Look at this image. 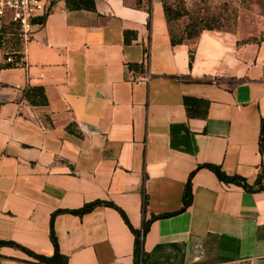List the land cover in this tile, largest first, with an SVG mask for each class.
Returning a JSON list of instances; mask_svg holds the SVG:
<instances>
[{"label": "crops", "instance_id": "obj_1", "mask_svg": "<svg viewBox=\"0 0 264 264\" xmlns=\"http://www.w3.org/2000/svg\"><path fill=\"white\" fill-rule=\"evenodd\" d=\"M93 2L94 12L70 11L57 0L42 24L33 20L24 66L5 68L0 55V241L51 257L52 214L100 201L127 223L109 206L57 214L60 255L66 264H134L143 197L146 220L176 212L193 173L190 206L150 224L143 264H264V190L255 185L264 41L237 45L239 32L203 31L171 47L159 0L149 12L136 0ZM144 72L148 82H132ZM26 87L41 88L47 104L30 105ZM184 98L206 102L205 117L203 108L188 116ZM0 264L36 263L4 246Z\"/></svg>", "mask_w": 264, "mask_h": 264}, {"label": "trees", "instance_id": "obj_2", "mask_svg": "<svg viewBox=\"0 0 264 264\" xmlns=\"http://www.w3.org/2000/svg\"><path fill=\"white\" fill-rule=\"evenodd\" d=\"M63 3V6L67 10H87V11H95L94 7V2L93 0H60ZM163 15H164V20L168 28V34H169V42L170 46L174 47L176 45H181L183 43H189L193 44L194 41L199 37L200 33L203 31H214V32H221V33H229L234 35L236 32L233 30L232 32H227V31H222V24L219 19L217 22V25L211 26L207 22H198L196 18L190 17L188 18L187 23L185 26H183L181 32L182 34H178L174 31L173 28L170 27V25L174 22H177L181 20L183 17L186 16V13L179 11V9L172 8V6L169 4L168 0H159ZM55 6V2L51 3L49 6L46 7V10L44 14L37 20V23L42 24L44 21V18L53 10V7ZM136 6L138 8L143 7L147 12H149V0H136ZM36 22V21H33ZM148 28L150 27V22L148 21L147 24ZM180 31V30H179ZM128 32L124 33V41L125 43H128L129 41L127 40ZM264 38L262 36V33L260 34V38H247L245 40H240L236 42L237 45H244V44H259L260 42H263ZM21 46L20 42V30L17 26V24L11 22L10 25H2L0 28V55L4 59V66L5 68H13L16 67L17 64L23 63L22 62V55L20 53L21 49H17L15 47ZM9 46L11 48L9 49ZM10 56L11 57V62L7 63L5 62V59ZM193 57V51H189V62L188 66H191V61ZM129 69L131 70H136L138 67L136 65H129ZM179 81H184V82H189V83H196L200 82L199 80H194L190 78L189 76H179L176 77ZM243 80H239V82H242ZM22 98L25 99L30 105L32 106H45L47 104L46 98L44 96V92L41 88L37 87H26L23 92H22ZM184 106L186 108V112L188 116H194L195 114L192 113L195 108H203V115L201 117H205L206 109H207V104L204 101L193 99V98H184ZM260 152L262 156V165L259 171V174L257 176L255 185H256V190H264V186H260L261 181H264V145L261 143L260 145ZM207 168L210 171H212L218 180H220L223 183H228V184H236L239 185L243 188H246L248 190H252L254 187L253 186H248L246 182L238 177H228L226 176L217 166H211V165H203V166H198L197 169L200 168ZM193 176V173L190 174L186 185L184 187V192L182 196V207L180 210L173 212V213H164L160 214L157 216H150L149 219H145V198L143 197L142 200V224L141 228L138 231H133L132 233L134 235V264H143L144 263V253H143V239L144 236L146 235L150 224L158 219H165L168 217L175 216L181 212H184L191 204V189H190V182L191 178ZM254 190V189H253ZM98 206H109L113 207L116 209L119 214L121 215L122 219L124 220L125 223H127V220L124 216V214L116 208L114 205L105 203V202H100V201H94L88 204H84L80 209L74 210V211H57L52 214L50 218V230H49V238L50 241L54 247V253L53 256L51 257H44L40 255H36L29 250H27L24 247H21L15 243L12 242H5V241H0V248L4 246H9V247H14L25 254H27L29 257H31L36 264H66V259L60 255L56 243V239L53 234V229H52V223H53V218L55 215L60 214V213H70L74 214L77 216H82L90 211H92L95 207Z\"/></svg>", "mask_w": 264, "mask_h": 264}, {"label": "rangeland", "instance_id": "obj_3", "mask_svg": "<svg viewBox=\"0 0 264 264\" xmlns=\"http://www.w3.org/2000/svg\"><path fill=\"white\" fill-rule=\"evenodd\" d=\"M172 8L185 12L186 16L170 25L178 34L188 21L196 18L198 22H207L211 26L217 25L219 19L222 31L239 32L241 40L260 38L264 19V0H168ZM12 12L4 10L2 24L7 26L12 22ZM180 30V31H179ZM29 42H27L28 44ZM24 42L21 50H25ZM17 67H22L17 64Z\"/></svg>", "mask_w": 264, "mask_h": 264}, {"label": "built area", "instance_id": "obj_4", "mask_svg": "<svg viewBox=\"0 0 264 264\" xmlns=\"http://www.w3.org/2000/svg\"><path fill=\"white\" fill-rule=\"evenodd\" d=\"M57 0H0V28L2 27V18L4 10L8 9L12 12V22L17 24L20 30L21 45L24 42H29L31 33L33 31V20L40 18L46 7ZM22 55L21 66H24V50H20ZM5 62L10 63L11 57L8 56ZM17 67V66H16ZM150 75L144 72L141 75H135L132 82H148Z\"/></svg>", "mask_w": 264, "mask_h": 264}]
</instances>
